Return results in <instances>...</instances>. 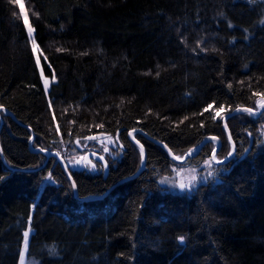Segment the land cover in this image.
I'll return each mask as SVG.
<instances>
[{
    "label": "trees",
    "instance_id": "1",
    "mask_svg": "<svg viewBox=\"0 0 264 264\" xmlns=\"http://www.w3.org/2000/svg\"><path fill=\"white\" fill-rule=\"evenodd\" d=\"M22 1L56 81L46 93L20 4L0 0V105L16 118L0 111V264L19 263L29 226L35 264H264V111L231 114L264 101V0ZM229 134L208 182L161 184L203 172L209 137L225 159ZM86 143L96 170L72 166Z\"/></svg>",
    "mask_w": 264,
    "mask_h": 264
},
{
    "label": "rangeland",
    "instance_id": "2",
    "mask_svg": "<svg viewBox=\"0 0 264 264\" xmlns=\"http://www.w3.org/2000/svg\"><path fill=\"white\" fill-rule=\"evenodd\" d=\"M18 3L24 4L22 0H18ZM24 9H25V7H24ZM24 9H23V13H25ZM28 23L32 26V29H33L32 34L29 35L28 29L26 27V30H27V33H28V36L30 38V42L32 45V41L35 40V29H34L33 25L30 23L29 19H28ZM34 55H35V57H36V55L40 56V66H39L40 74H41V71H43V77L41 76V79H42L43 87H44V77H46L48 79L49 87L47 90H45V88H44V90L46 91V93H49L51 85H52V83H54L56 81V78H55V80H53V77L46 75L44 68H43V65H42V59H41L40 52L36 53ZM261 102H264V101H261ZM261 102H260V104H261ZM259 107H260V105H259ZM238 112H244V111L240 109V110H238ZM262 134L264 135V129L262 130ZM80 150H82L81 153L73 158L72 166L74 168L87 167V165L89 164L86 160L87 153L88 152L96 153L92 150V148L87 143L86 144H80ZM96 156H97V153H96L95 157ZM91 158L92 157L90 156V160L95 162ZM78 161H79V164H77ZM211 165L204 164L203 168H202L203 172H201L197 166L192 165V163L181 165L180 167L176 168V171L174 172L173 175L162 177L161 184L163 186L168 187L173 192H182L185 190L191 191L192 189L196 188L200 183H205V182L209 181L206 176L209 173H211ZM193 176L196 177L195 181L192 180ZM180 184H184L186 187L184 189H181L179 187ZM42 189H43V187L41 188V190ZM32 213H33V211H32ZM30 222H31V220H30ZM27 231L30 232L28 243H27L26 247H25V244L23 243L22 252L24 253V255H23V257L20 256V260H19L18 264H35L28 258L29 240H30L31 234L33 233L32 227L29 226Z\"/></svg>",
    "mask_w": 264,
    "mask_h": 264
},
{
    "label": "snow or ice",
    "instance_id": "3",
    "mask_svg": "<svg viewBox=\"0 0 264 264\" xmlns=\"http://www.w3.org/2000/svg\"><path fill=\"white\" fill-rule=\"evenodd\" d=\"M24 7H25L24 4L21 3L20 4V8H21L22 14L24 16V25L27 27L28 32H29V35H31L32 32H33V29H32V26L28 23V16H27V14L26 13H23ZM32 52L34 54L40 52L39 46H38V44L36 43L35 40L32 41ZM45 59H46V57H45ZM35 63H36V65L38 67L40 66V56L39 55H36V57H35ZM41 76L43 77V71H41ZM53 80H55V76L54 75H53ZM48 87H49L48 79L46 77H44V88H45V90H47ZM260 95H264V94H260ZM260 107L264 108V102H261ZM0 108H3V105H0ZM212 108H213V104H208L207 107L203 109V111L204 112H209L210 110H212ZM223 111H224V109L217 108L215 110V116L216 117H220ZM243 111L244 112H247L250 115H254L255 112H256V110L254 108H245V109H243ZM224 127L227 128V125L225 124ZM137 131H138V129L133 128L130 132L127 133V135L131 138V141L134 142V145H138L139 146L138 154H139V157H140L141 164L143 165V163L145 161V146H144V144L141 143V141L139 139H136V136L134 135V133H136ZM85 139L90 140V141H94L96 139V137L90 136V137H86ZM228 140L230 142L232 140L230 134L228 135ZM211 141H219V137L213 136V137H211V139H210L209 142H211ZM77 143H79V141ZM163 146L165 148H167V145H163ZM217 146L218 147H222V145H217ZM39 151L45 152L46 150L44 148H40ZM103 151L104 152H108L109 149L107 147H105V148H103ZM216 152H217V147H213L212 148L211 158H210V160H206L205 161V164L211 165L212 162L214 161L215 162V165L221 166V168H219L218 170H223L222 165H223L224 161L223 160H220V159H217ZM234 152H235V146H234V143H232L231 150L228 151L227 157H232L234 155ZM195 154H196L195 152L192 153V155H195ZM93 155L95 156L96 153H93ZM227 157L225 159H227ZM176 159H180V157H176ZM99 161H104V156H102V155L99 156L98 162ZM77 164H79V161L77 162ZM89 164H91V170H96L97 169V164H93L91 161H89ZM106 167H107V162L105 161L101 165V168H106ZM209 175H211V173H209ZM4 179H5V177L0 176V181H3ZM48 179H51V173H49ZM192 180L195 181L196 180V177L193 176L192 177ZM71 187L72 188H76L75 181L72 182ZM179 187L181 189H184L186 186L184 184H180ZM28 219L30 221L31 220V217H28ZM29 235H30V232L29 231H25L23 233L25 247L27 246L28 239H29ZM180 239L183 240V237H180ZM20 255H21V257H23L24 253L21 252Z\"/></svg>",
    "mask_w": 264,
    "mask_h": 264
},
{
    "label": "water",
    "instance_id": "4",
    "mask_svg": "<svg viewBox=\"0 0 264 264\" xmlns=\"http://www.w3.org/2000/svg\"><path fill=\"white\" fill-rule=\"evenodd\" d=\"M243 109H245V108H242L241 110H243ZM0 111H5V109L4 108H0ZM264 111V108H262V107H260V109L259 110H256V112H255V116H258V115H260L262 112ZM238 112V110H236V111H233L231 114H236ZM5 113L6 114H8V115H10L14 120H16V118L10 113V112H8V111H5ZM230 115V114H229ZM229 115H227L225 118H224V124H227V118H228V116ZM33 132V131H32ZM228 133H230L229 131H227ZM245 135H246V138H247V145H246V149H245V151H244V153H243V155H242V157H241V159L242 158H244L246 155H248L251 151H252V149H253V146H254V143H255V138H254V136H253V134L249 131V130H245ZM92 136H94V137H96V139L95 140H97V139H100V138H103V137H105V134H95V135H92ZM34 132H33V136H32V141L34 140ZM90 137V136H89ZM211 139V137H209L206 141H208V140H210ZM151 140H153L155 143H157V144H160V145H163L161 142H159L158 140H155V139H153V138H151ZM206 141H204V142H202L198 147H196L195 149H192V150H190L189 152H187L185 155H184V157H182V158H180V159H176V157L177 156H175L172 152H170V155H171V158L174 160V161H176V162H178V163H184V162H186L189 158H192V157H194L199 151H200V149L202 148V146L204 145V143L206 142ZM231 142L233 143V141L231 140ZM217 143H218V145H221V142H220V140L219 141H217ZM235 146V145H234ZM219 148L220 147H218L217 146V151L219 150ZM35 151H38V152H41V151H39V150H35ZM193 152H195L196 154L195 155H192V153ZM42 153H44V154H47L49 157H51V156H53V157H56L60 162H61V164L63 165V167H64V169H65V172H66V174H67V176L70 178V180L73 182V179H72V177L70 176V173H69V171H68V168H67V165H66V163H65V161H64V159L61 157V155L58 153V152H56V151H51V150H46L45 152H42ZM217 153V152H216ZM235 153H236V146H235V152H234V155H235ZM93 155V152H88L87 153V155H86V160H87V162L89 163V161H91L92 162V160H90V156H92ZM233 155V156H234ZM232 156V157H233ZM232 157H227V159H223V161H224V163L225 162H228ZM145 158H146V152H145ZM102 162H105V160L104 161H102ZM93 163V162H92ZM215 163V162H214ZM145 165V161H144V163H143V166ZM143 166H142V168H143ZM141 168V169H142ZM141 169H140V171H141ZM139 173V172H138ZM137 173V174H138ZM136 174V175H137ZM112 188H110V190H111ZM109 190V191H110ZM109 191H107L106 193H108ZM106 193L104 194V195H102V196H96L95 198H102V197H104L105 195H106ZM82 200V199H81Z\"/></svg>",
    "mask_w": 264,
    "mask_h": 264
}]
</instances>
